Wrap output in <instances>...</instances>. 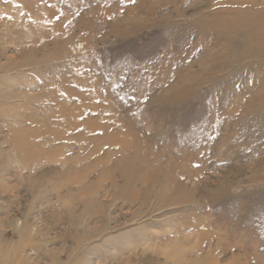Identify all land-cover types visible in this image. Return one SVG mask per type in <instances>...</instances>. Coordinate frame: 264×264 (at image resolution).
I'll list each match as a JSON object with an SVG mask.
<instances>
[{"label":"rangeland","instance_id":"rangeland-1","mask_svg":"<svg viewBox=\"0 0 264 264\" xmlns=\"http://www.w3.org/2000/svg\"><path fill=\"white\" fill-rule=\"evenodd\" d=\"M0 264H264V0H0Z\"/></svg>","mask_w":264,"mask_h":264},{"label":"bare ground","instance_id":"bare-ground-1","mask_svg":"<svg viewBox=\"0 0 264 264\" xmlns=\"http://www.w3.org/2000/svg\"><path fill=\"white\" fill-rule=\"evenodd\" d=\"M135 1H137L139 6H142L148 0ZM134 7L137 8L138 6L135 5ZM130 9L128 8L127 10ZM130 11L128 12L130 13ZM134 13H136L135 10L132 11V14ZM126 16L128 17V15H125V17ZM127 126L128 125H126V127ZM91 129H93V132L96 131V128L94 126L91 127ZM125 131L126 133L117 131L114 134L105 135V138L100 139L99 142L96 143L97 147L99 148L104 143H108L110 146H116V143L118 144V140H120L119 135H122L123 138L126 136L124 139H126L127 137L130 138L132 135V140L135 143L129 142L128 140H124L122 141V143L119 144V150L126 153L129 149L135 147L138 151L137 153H139V156L137 155L138 159L136 160V163L134 162L135 164L132 165L130 162L127 161V159H122L116 163H113L114 167L116 168L118 167V165L125 166L127 178L125 179L124 185L133 186L136 182H139L143 186L142 190L144 192L145 197L150 195L153 190L159 186H172L171 192L174 194L185 192V186H187V180H185L184 178V170L186 169L184 167L185 165L179 159L165 158V155H163V151L161 149L159 151H156L153 148L148 149L147 146L140 144L141 140L137 139V137L139 138V135H136L134 131H131L128 128ZM94 150L96 149L94 148ZM105 155L106 156H104V159L106 161H109L111 154L107 153ZM111 171L113 170L109 168V170H107V172L105 173L111 175ZM192 192L193 188H191V190H188L189 196Z\"/></svg>","mask_w":264,"mask_h":264}]
</instances>
